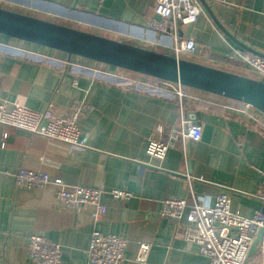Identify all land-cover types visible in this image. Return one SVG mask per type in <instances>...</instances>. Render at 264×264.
Here are the masks:
<instances>
[{
    "label": "crops",
    "instance_id": "obj_1",
    "mask_svg": "<svg viewBox=\"0 0 264 264\" xmlns=\"http://www.w3.org/2000/svg\"><path fill=\"white\" fill-rule=\"evenodd\" d=\"M155 1L0 0V8L171 55L170 34L148 28L159 19ZM201 1L197 22L178 27V37L195 43L191 61L251 78L226 55L233 48L264 58V0ZM0 102L38 112L53 107L62 113L76 103L91 108L78 124L87 137L83 148L0 125V264H33L27 256L33 234L61 246L60 264H86L94 228L126 239L124 264H207L177 224L157 216L161 200L190 202L191 187L209 204L230 191L232 208L245 217L264 210L253 197L264 174V118L255 109L193 89L179 100L146 76L2 35ZM182 115L202 125L201 140L178 145L161 163L149 160L145 149L154 128L177 127ZM19 168L68 186H102L133 197L120 201L104 194L106 213L93 226L92 207L57 206L55 184L17 186L13 174ZM140 243L150 245L144 263L134 260Z\"/></svg>",
    "mask_w": 264,
    "mask_h": 264
},
{
    "label": "built area",
    "instance_id": "obj_2",
    "mask_svg": "<svg viewBox=\"0 0 264 264\" xmlns=\"http://www.w3.org/2000/svg\"><path fill=\"white\" fill-rule=\"evenodd\" d=\"M102 2L104 0H98ZM154 13L159 19L152 20L148 28L160 33H169L171 37V56L189 60L195 56V43L189 38L178 37V27L189 26L197 22L202 14L198 0H156ZM227 62H239L248 69L251 78L264 82V58L246 50L228 49ZM153 83L170 89L182 100L187 97V90L179 84L167 83L150 78ZM243 108L255 114L252 107L244 104ZM91 108L84 103H76L62 113L53 107L41 112L24 105L8 106L0 102V125L27 132L31 135L56 140L70 147H86L87 137L79 129V121ZM203 127L183 115L177 127L157 125L148 139L145 153L149 160L161 163L168 151L178 145L197 143L201 140ZM159 168V167H157ZM15 184L25 189H43L53 183L57 186L55 199L63 210H79L92 207V223L95 226L105 215L106 207L101 199L109 194L113 199L128 201L133 195L123 190L106 191L104 187L88 188L66 185L60 180H52L41 171L19 168L13 174ZM192 196L190 202L182 197H169L159 202L157 216L177 224V231L186 241L194 243L199 253L207 259V264H264V213L256 210L251 217H245L232 208L230 191L220 192L213 204L205 203L193 189L188 188ZM264 203V174L260 187L253 196ZM184 220L185 224H181ZM262 229L261 241L256 252L248 256L251 246ZM127 241L123 237L103 234L94 228L91 231L86 264H124ZM150 245L140 243L134 260L146 262ZM27 256L33 264H60L61 246L48 238L33 234L28 238Z\"/></svg>",
    "mask_w": 264,
    "mask_h": 264
},
{
    "label": "water",
    "instance_id": "obj_3",
    "mask_svg": "<svg viewBox=\"0 0 264 264\" xmlns=\"http://www.w3.org/2000/svg\"><path fill=\"white\" fill-rule=\"evenodd\" d=\"M201 3L203 4L202 1ZM0 35L237 101L264 116V82L229 70L177 59L171 55L1 8ZM261 234L262 229L258 231L248 256L256 252Z\"/></svg>",
    "mask_w": 264,
    "mask_h": 264
},
{
    "label": "trees",
    "instance_id": "obj_4",
    "mask_svg": "<svg viewBox=\"0 0 264 264\" xmlns=\"http://www.w3.org/2000/svg\"><path fill=\"white\" fill-rule=\"evenodd\" d=\"M226 101H227L228 103L233 104V105L236 106V107H243V105H244V104H242V103H240V102L233 101V100H228V99H226ZM258 113H259V112H258ZM259 114L264 118V116H263L261 113H259Z\"/></svg>",
    "mask_w": 264,
    "mask_h": 264
},
{
    "label": "rangeland",
    "instance_id": "obj_5",
    "mask_svg": "<svg viewBox=\"0 0 264 264\" xmlns=\"http://www.w3.org/2000/svg\"><path fill=\"white\" fill-rule=\"evenodd\" d=\"M107 66V65H106ZM107 67H111V66H107ZM148 78H150V77H148Z\"/></svg>",
    "mask_w": 264,
    "mask_h": 264
}]
</instances>
